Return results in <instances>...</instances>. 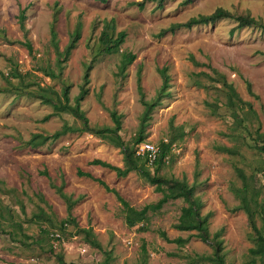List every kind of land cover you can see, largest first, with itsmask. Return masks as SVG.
<instances>
[{
    "label": "rangeland",
    "instance_id": "rangeland-1",
    "mask_svg": "<svg viewBox=\"0 0 264 264\" xmlns=\"http://www.w3.org/2000/svg\"><path fill=\"white\" fill-rule=\"evenodd\" d=\"M185 1L165 0L158 8L155 0H0V264H60L59 256L68 264H212L197 260L213 255L210 244L195 232L174 228L187 206L182 199L170 201L149 213L147 222L130 228L117 196L81 175L102 180L138 210L162 198L136 173L118 178L92 164L102 160L123 167V155L84 132L81 120L67 113L56 115L43 103L41 98L55 102L66 86L72 106L81 89H88L81 110L91 128H113L116 112L126 143L144 129L145 142L158 152L161 142L172 144L160 175L196 186L201 214L209 215L211 236L222 232L225 264H263L250 253L254 242L249 218L237 209L240 201L232 188L242 186L240 168L250 187L262 190L264 196V153L248 145L259 140L258 131L264 134V30L238 28L235 19H223L160 34L218 9L264 23V0ZM142 2L144 9L135 5ZM24 8L26 35L18 19ZM56 11L61 51L77 27L82 34L61 68L51 34ZM108 24L114 39L126 33L118 54L98 52ZM26 42L32 45L31 53ZM123 53L136 56L125 72L120 71ZM49 70L55 77L46 75ZM16 71L27 75L15 79ZM139 72L143 99L152 103L160 97L145 124ZM226 84L245 102L243 108L229 106ZM59 132L63 135L58 140L40 148L23 146L34 134ZM222 147L235 154L221 151ZM63 182L64 192L78 200L71 215L52 187ZM63 222L67 226L62 234L55 231L62 237L53 250L46 232L63 229ZM177 238L188 242L179 247L171 242Z\"/></svg>",
    "mask_w": 264,
    "mask_h": 264
},
{
    "label": "trees",
    "instance_id": "trees-1",
    "mask_svg": "<svg viewBox=\"0 0 264 264\" xmlns=\"http://www.w3.org/2000/svg\"><path fill=\"white\" fill-rule=\"evenodd\" d=\"M102 2H106V0H101ZM158 2V8L163 7V3L165 0H155ZM193 0H186L184 4H189ZM140 9H144L145 4L137 3ZM26 9L20 10L19 15V24L21 30L24 34H27L25 21L27 19L26 16ZM223 19H235L238 22V28L244 27H259L264 30V23L260 20L252 18L250 16H234L229 11L224 9H218L213 14L204 16L201 15L199 17H195L190 19L188 22L184 24H176L172 25L169 29L164 30L160 36L165 35L168 32L174 33L176 30L181 28L192 29L197 26H206L210 24H215L217 21ZM59 21V12L56 11L54 13V19L52 23V44L59 52V68L67 62L72 55L74 49L77 48L78 42L81 39V27H77L73 33L69 35V42L66 45L65 49L61 51L59 40H58V33H57V23ZM112 26V24H108L106 29L101 34L99 41H100V48L98 52L100 54L106 55H114L120 53V47L125 42L126 33L121 32L116 39L109 33L108 29ZM26 47L28 48L29 52L33 51L32 45L29 42H26ZM264 55V53H263ZM136 56L133 53H123L122 60L120 64V71L125 72L126 69L133 64L135 61ZM92 69V66L88 67L86 77L89 76V71ZM138 77V89L142 96V104L145 106V118L144 123L148 120L150 113L158 106L160 102V97L155 100L154 102H146L143 99V92L141 86V77ZM23 74L20 71H16L14 76L15 79L23 78ZM49 77H55L54 72L49 70L46 73ZM165 78V86L168 85V78L165 77V73L163 72ZM213 81H218L213 78ZM220 81V80H219ZM227 85L228 88V98H229V106L233 109H241L243 108L245 102L239 97L238 93L236 92L235 88L232 85ZM250 89V84H248ZM16 92H19L20 89H16ZM3 91L0 90V94ZM70 87L66 86L64 91L61 95H57V99L54 102L52 99L49 98H41L43 103L46 105H50L54 108V114L58 115L61 113H67L75 118L81 120L83 122V131L94 134L101 138L102 140L108 142L110 145L120 149L121 154L123 155V167H118L112 165L110 163L104 162L102 160H94L92 162L93 165L101 166L105 169H109L116 173L118 178H126L131 173H136L140 176L142 180L146 183L155 187L158 193L162 194V198L155 204H150L142 208L141 210L136 209L135 207L131 206L125 199H123L116 190L110 189L109 186L105 182L99 179H95L89 173L79 172V175L86 176L91 178L101 185H103L108 191L113 192L119 201L122 203L124 210H125V222L128 227L134 228L139 224L145 223L148 221L149 213H156L160 211L165 205H167L170 201H176L182 199L187 206L182 208V214L179 218V222L174 225V228L178 231L182 232H195V237L201 239L203 242L210 244L213 249L214 253L211 256H203L200 255L197 257L198 262H210L212 264H225V256L223 254V240L220 239L222 232H217L214 236H211L210 228H209V215H202V202L201 200L195 196L196 186H191L186 180H179L176 178H167L163 175H160V170L164 166L166 158L171 153L172 144L168 142H161V147L157 154L156 159L151 163L148 154L138 155V148L139 146L145 142L144 136V129L140 130L139 135L133 138L132 143H126L120 132L122 130V121L121 116L117 115L116 112H112V119L114 122V127L109 128H101L95 129L89 126V120L86 117L85 113L81 110V103L85 99L88 94V89L82 88L79 96L76 98L75 106L70 104ZM50 116L46 117L45 120H48ZM63 135L62 132L54 133L52 135H43V134H34L32 138L23 143V146L30 147L32 149L40 148L46 145L48 142H53L58 140ZM258 138L259 140H255L254 144H248L249 147L253 150H257L259 152L264 153V134L258 131ZM221 151L227 152L229 154H235L232 149L227 147H222ZM154 169L152 172L151 169ZM237 174L240 180L242 181L241 187H234L232 188V192L235 197L240 201L238 210H242L246 213L249 218V224L252 229L251 238L254 242V248L250 249V253L252 257L257 260H261L264 264V196L262 190L260 189H252L249 185L248 176L244 172V170L238 168ZM52 187L56 190L57 194L66 202L69 214L72 213L74 206L77 204L78 200H73L72 196L67 195L64 192V182L61 186H56L52 184ZM71 215V214H70ZM259 224H257V222ZM67 226V222H63V229L61 230H54L58 231L61 234L65 230ZM144 227H146L144 225ZM147 230L146 228H143ZM57 232V233H58ZM86 232V231H85ZM59 233V234H60ZM88 233V232H87ZM60 236L62 237V235ZM51 230L46 232V237L50 241V247L55 250L54 241L59 240L51 237ZM161 236L164 237L167 241H170L167 237L165 232H161ZM60 241V240H59ZM172 243L177 244L179 247H183L188 240L183 238H177L175 240H171ZM92 245L96 247H100V245L93 241L91 242ZM59 263L60 264H68L64 261L62 256H59ZM74 264V263H69ZM106 264H110L107 261Z\"/></svg>",
    "mask_w": 264,
    "mask_h": 264
},
{
    "label": "built area",
    "instance_id": "built-area-1",
    "mask_svg": "<svg viewBox=\"0 0 264 264\" xmlns=\"http://www.w3.org/2000/svg\"><path fill=\"white\" fill-rule=\"evenodd\" d=\"M143 154H148V157L151 161V163L156 159L157 154H158V149L156 148V146L150 142H145L141 147H140V151H138V155H143ZM51 237L61 240V236L59 233L55 232V231H51ZM59 240H55L54 244L56 242H60Z\"/></svg>",
    "mask_w": 264,
    "mask_h": 264
}]
</instances>
